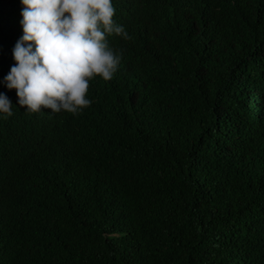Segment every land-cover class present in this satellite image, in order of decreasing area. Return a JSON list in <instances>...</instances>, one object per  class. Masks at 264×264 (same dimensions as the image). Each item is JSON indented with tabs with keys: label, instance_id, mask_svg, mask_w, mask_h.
I'll return each mask as SVG.
<instances>
[{
	"label": "trees",
	"instance_id": "16d2710c",
	"mask_svg": "<svg viewBox=\"0 0 264 264\" xmlns=\"http://www.w3.org/2000/svg\"><path fill=\"white\" fill-rule=\"evenodd\" d=\"M113 5V78L30 114L0 0V264H264V0Z\"/></svg>",
	"mask_w": 264,
	"mask_h": 264
},
{
	"label": "clouds",
	"instance_id": "9594fccd",
	"mask_svg": "<svg viewBox=\"0 0 264 264\" xmlns=\"http://www.w3.org/2000/svg\"><path fill=\"white\" fill-rule=\"evenodd\" d=\"M23 34L13 48L16 62L2 83L15 89L30 114H78L89 107V82L111 80L123 58L108 36L128 39L114 20L113 0H21ZM13 116V104L0 92V119Z\"/></svg>",
	"mask_w": 264,
	"mask_h": 264
}]
</instances>
